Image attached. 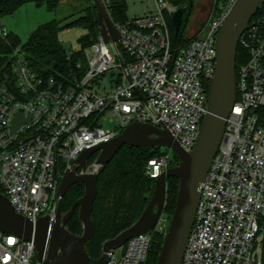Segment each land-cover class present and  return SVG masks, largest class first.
<instances>
[{
	"label": "built area",
	"instance_id": "obj_1",
	"mask_svg": "<svg viewBox=\"0 0 264 264\" xmlns=\"http://www.w3.org/2000/svg\"><path fill=\"white\" fill-rule=\"evenodd\" d=\"M99 1L110 17L109 0ZM145 1L149 12L112 21L118 40L106 43L99 34L87 48L80 78L43 77L16 54L11 72L0 75V187L29 221L54 217L64 172L81 152L132 122L163 126L185 151L193 149L216 68L217 33L237 0L221 2L204 36L176 46L168 20L180 6ZM7 33L0 28L1 36ZM238 42L247 60L235 74L237 98L205 175L181 264H264V11ZM107 76L109 87L101 84ZM17 114L23 121L13 130ZM101 115L114 116L117 125L105 129ZM171 160L170 149L161 152L145 173L155 179ZM168 224L163 210L151 229L125 241L105 264H156L148 260L151 245ZM35 254L32 241L0 230V264H44Z\"/></svg>",
	"mask_w": 264,
	"mask_h": 264
},
{
	"label": "water",
	"instance_id": "obj_2",
	"mask_svg": "<svg viewBox=\"0 0 264 264\" xmlns=\"http://www.w3.org/2000/svg\"><path fill=\"white\" fill-rule=\"evenodd\" d=\"M91 1L96 8L100 36L106 43L118 40V31L103 4L99 0ZM262 2L264 0H237L217 33L216 68L207 85V111L192 150L185 151L163 126L132 122L112 140L81 152L73 168L64 172L57 189L58 206L54 217L45 215L31 222L15 212L0 192V230L32 241L35 258L40 263L105 264L114 250L122 247L125 241L147 232L155 225L164 208L167 178L174 177L178 181L176 202L156 264H181L205 175L221 142L226 118L237 98L235 67L239 37ZM183 14L184 7L180 6L171 16L175 33L182 25ZM22 121V115L17 114L12 129L17 128ZM123 145L136 148L166 147L178 161L155 178L151 197L139 217L114 237L105 240L100 257L92 258L85 246L95 232L91 211L98 191V177ZM95 153L96 158L88 164L89 158ZM77 183L83 185V194L68 211L63 212V197L68 188ZM76 208L82 226L80 234L70 232L67 225Z\"/></svg>",
	"mask_w": 264,
	"mask_h": 264
},
{
	"label": "trees",
	"instance_id": "obj_3",
	"mask_svg": "<svg viewBox=\"0 0 264 264\" xmlns=\"http://www.w3.org/2000/svg\"><path fill=\"white\" fill-rule=\"evenodd\" d=\"M29 0H0V16L10 14L17 7ZM36 3H45L48 9L54 10L59 0H33ZM216 12L219 10V5ZM182 0H175L179 6ZM110 17L115 23H125L129 18L126 16V0H109ZM264 11L262 2L256 14ZM78 26L85 30L79 39V47L71 49L65 46L59 39L58 34L67 27ZM170 37L173 46L184 43L188 39L183 37L181 27L174 32L173 25L169 22ZM99 36V24L96 18L95 6L87 4L78 11V16L67 20L52 19L37 26L30 32L24 42L12 32L0 35V75L11 72L15 60V52L22 53L27 65L43 77H54L65 83H70L74 78H80L87 70V63L83 49L96 42ZM123 57L124 54L122 53ZM247 60L245 51L239 42L236 54L235 74L242 64ZM81 63L77 67L78 62ZM161 152L157 147H130L123 145L106 164L98 177V191L93 202L91 217L95 225L93 237L85 246L87 253L92 258H99L100 248L105 240L114 237L121 230L131 225L141 214L147 205L153 188L154 178L145 173V167L149 159L159 155ZM92 155L88 162L95 156ZM178 158L170 161V167L174 166ZM93 162V161H92ZM91 162V163H92ZM178 181L174 177H168L166 182V198L164 205L165 216L170 219L173 212ZM83 185L74 184L68 188L63 197V212L69 210L73 202L83 194ZM0 192L2 189L0 187ZM70 232L80 234L82 229L78 220L77 208L68 220ZM163 235L155 236L148 260L156 263L161 248ZM156 249L153 251V248Z\"/></svg>",
	"mask_w": 264,
	"mask_h": 264
},
{
	"label": "rangeland",
	"instance_id": "obj_4",
	"mask_svg": "<svg viewBox=\"0 0 264 264\" xmlns=\"http://www.w3.org/2000/svg\"><path fill=\"white\" fill-rule=\"evenodd\" d=\"M182 1V7L185 8L186 6L187 10L181 25V33L183 37L190 39L199 35L201 37L204 36L207 32V28H205V25L210 19V17L215 14L217 5L221 0ZM91 3L93 4L91 0H59V3L54 8V10H50L48 9L45 3H36L33 0H29L23 3L21 6L17 7L10 14L0 16V28L4 27L7 32L11 31L20 38L21 42H24L30 32L36 29L38 25L43 24L52 19L62 21L73 19L78 16V11L80 9L85 7L87 4ZM146 7L147 2L145 0H126V16L128 18H132L135 15H141L143 12L146 11ZM168 21L171 22V19L169 18ZM84 32L85 30L78 26L67 27L59 32L58 39L68 48L77 49L79 47L78 39L83 34H85ZM89 46L83 49L82 52L84 56L85 51ZM15 54L16 56L18 55L19 58L23 57L22 53H20L19 51H16ZM78 63L81 65L80 62ZM112 79L113 78H111L110 76H107L106 79L101 81V84L105 85L106 87H109V85L111 84L110 81ZM100 117V122L102 123L105 129H113L117 125V120L114 116L101 115ZM158 149L160 152L168 151V148L166 147H160ZM170 156L172 159L175 156L171 150ZM94 159L95 156L92 157L88 164H91ZM165 207L166 206L164 205V208ZM155 249L156 247L153 248V251ZM118 252L119 250H117V253Z\"/></svg>",
	"mask_w": 264,
	"mask_h": 264
},
{
	"label": "crops",
	"instance_id": "obj_5",
	"mask_svg": "<svg viewBox=\"0 0 264 264\" xmlns=\"http://www.w3.org/2000/svg\"><path fill=\"white\" fill-rule=\"evenodd\" d=\"M150 9H151V7H150V5L147 3L146 11H145V12H143L142 14L149 12V11H150ZM10 32H11V31H10Z\"/></svg>",
	"mask_w": 264,
	"mask_h": 264
},
{
	"label": "flooded vegetation",
	"instance_id": "obj_6",
	"mask_svg": "<svg viewBox=\"0 0 264 264\" xmlns=\"http://www.w3.org/2000/svg\"><path fill=\"white\" fill-rule=\"evenodd\" d=\"M185 6V5H184ZM186 12H187V10H186V6H185V8H184V14H183V19H184V17H185V15H186ZM183 21V20H182Z\"/></svg>",
	"mask_w": 264,
	"mask_h": 264
}]
</instances>
